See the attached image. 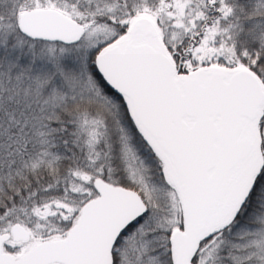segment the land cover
Segmentation results:
<instances>
[{"label":"snow or ice","instance_id":"snow-or-ice-1","mask_svg":"<svg viewBox=\"0 0 264 264\" xmlns=\"http://www.w3.org/2000/svg\"><path fill=\"white\" fill-rule=\"evenodd\" d=\"M0 264H264V0H0Z\"/></svg>","mask_w":264,"mask_h":264}]
</instances>
